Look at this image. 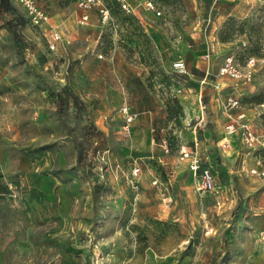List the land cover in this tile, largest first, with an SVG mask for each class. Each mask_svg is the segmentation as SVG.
<instances>
[{
	"label": "rangeland",
	"instance_id": "rangeland-1",
	"mask_svg": "<svg viewBox=\"0 0 264 264\" xmlns=\"http://www.w3.org/2000/svg\"><path fill=\"white\" fill-rule=\"evenodd\" d=\"M102 1L106 23L36 0L61 34L51 48L46 23L0 0V264H264V175L250 173L264 166V0H155L142 23ZM227 54L255 57L251 80L219 74ZM229 96L263 145L225 132ZM207 131L229 158L213 167L231 197L219 214L178 157L196 136L203 159Z\"/></svg>",
	"mask_w": 264,
	"mask_h": 264
},
{
	"label": "built area",
	"instance_id": "built-area-1",
	"mask_svg": "<svg viewBox=\"0 0 264 264\" xmlns=\"http://www.w3.org/2000/svg\"><path fill=\"white\" fill-rule=\"evenodd\" d=\"M21 6H23L27 16L35 24L41 26V24L46 23L49 29V36L51 38L50 47L54 48L55 42L61 37V34L57 30L55 24L50 22V16L47 11L38 5L36 0H17ZM118 6L126 14H134L136 18L142 23L139 16L136 14L137 6H141L144 10L150 12L156 17H159L162 13L159 5L155 0H135L131 2L130 0H115ZM76 6L83 10H88L91 7H96L98 12V20L100 23H106L109 19V7L102 0H76ZM88 20V14L86 12L82 13L80 16V22L85 23ZM264 62V57H262ZM256 59L253 56L247 58L246 66L241 67L235 62L233 55L227 54L224 56L221 65L219 66L218 72L221 75H228L232 78L240 79L244 82L251 80L253 76V67L255 65ZM172 66L174 69L179 71H185V66L181 60H173ZM225 108H237L239 102L237 98L229 96L226 98ZM205 105L202 104V108ZM121 112L124 118L123 130L129 131V125L134 120L135 113L131 112L125 101L121 104ZM207 115L201 114L200 120H203ZM196 127V124H195ZM225 132L230 135L240 134L242 139L248 145L258 144L263 145V141L260 140V136L253 130L249 121L245 119L244 111H239L233 119L224 125ZM229 140H222L223 146H228ZM179 159L185 160L187 162L188 168L192 171L195 179L194 188L200 195V197H205L209 195L212 197L213 206L216 207L217 214L222 213V205L224 204L221 199V191L216 184L215 174L209 165H203L201 163V158L198 149V141L193 139L191 145H181L179 150ZM259 160L256 161V165L252 166L250 173L256 176L264 175V166L259 165ZM133 174L136 175L139 172V167L133 166ZM152 183L158 185V180L153 177ZM259 237L264 239V227L259 230Z\"/></svg>",
	"mask_w": 264,
	"mask_h": 264
},
{
	"label": "crops",
	"instance_id": "crops-1",
	"mask_svg": "<svg viewBox=\"0 0 264 264\" xmlns=\"http://www.w3.org/2000/svg\"><path fill=\"white\" fill-rule=\"evenodd\" d=\"M139 19H141L140 17H139ZM141 21H143L142 19H141ZM197 51H195L194 53H193V58L196 60V63L195 62H193L191 65H192V67H194V68H192V71H194V72H197L198 70L197 69H204L205 68V65L206 64H204V59L202 60V59H200L201 57H203L204 55H202V54H199L198 52L196 53ZM201 63V64H200ZM198 64H199V66H198ZM207 72H208V70H207ZM212 99V98H211ZM212 101V100H211ZM244 111L243 109H241V108H235V111H234V113H233V116L231 117V119H233V117L239 112V111ZM245 113V112H244ZM206 115H208V114H206ZM231 119H229L227 122H229ZM245 119H247L248 121H249V119L246 117V115H245ZM254 130V129H253ZM255 131V130H254ZM203 136V137H202ZM202 136L200 137V139H201V144H200V147L202 148V149H205L204 151H203V159L201 158V163L203 164V165H209L211 168H212V170H213V167H214V165L216 164H218V165H220L221 166V168H225V166L227 165V163H228V160H229V158L226 156V157H224L223 158V156H221V154H220V152L218 151V149L217 148H214V147H217V143L218 142H214L213 140H212V138H210V133L207 131V132H204V133H202ZM232 137H230V138H234V137H238V135H236L235 134V136L234 135H231ZM193 139H196L197 140V138H196V136H194L193 137ZM193 139L191 140V144H192V141H193ZM232 140V139H231ZM191 144H189V145H191ZM232 144V143H231ZM213 147V148H212ZM199 149V148H198ZM232 149H233V147L231 146L229 149H225L228 153H231L232 152ZM199 154H200V151H199ZM4 160H6V157H2ZM219 162V163H218ZM255 164L253 163L252 164V166H254ZM206 198H210V199H212V197H210L209 195H206L205 196ZM231 197H229V196H224L223 194L221 195V199L223 200V202L225 203H227L228 202V200L230 199ZM232 200V199H231ZM213 201V200H212Z\"/></svg>",
	"mask_w": 264,
	"mask_h": 264
},
{
	"label": "trees",
	"instance_id": "trees-1",
	"mask_svg": "<svg viewBox=\"0 0 264 264\" xmlns=\"http://www.w3.org/2000/svg\"><path fill=\"white\" fill-rule=\"evenodd\" d=\"M117 5V4H116ZM118 6V5H117Z\"/></svg>",
	"mask_w": 264,
	"mask_h": 264
}]
</instances>
